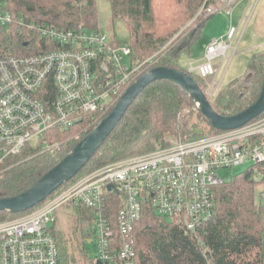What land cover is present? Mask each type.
Here are the masks:
<instances>
[{"label": "built area", "instance_id": "built-area-1", "mask_svg": "<svg viewBox=\"0 0 264 264\" xmlns=\"http://www.w3.org/2000/svg\"><path fill=\"white\" fill-rule=\"evenodd\" d=\"M238 1L205 0L198 17L207 19L222 9L231 16ZM0 28L19 34L32 31L45 40L36 53L0 57V168L26 148L39 154L59 149L58 131L98 124L159 59L154 55L135 62L129 47L114 44L99 28L40 25L7 10L4 0H0ZM236 36L237 29L230 26L224 36L209 42L201 61L186 66L207 85L211 82L205 92L209 100L219 90V85L213 90V62L235 53ZM77 133L75 137L81 131ZM246 161L264 168V116L237 129L178 140L99 168L31 213L0 222V264H60L51 227L63 206L92 211L94 264H132L133 230L144 206L176 224L186 236H195L213 218L214 188L225 182L216 171Z\"/></svg>", "mask_w": 264, "mask_h": 264}, {"label": "trees", "instance_id": "trees-1", "mask_svg": "<svg viewBox=\"0 0 264 264\" xmlns=\"http://www.w3.org/2000/svg\"><path fill=\"white\" fill-rule=\"evenodd\" d=\"M107 1L110 4L112 20L122 21L127 28L133 61L142 62L157 55L158 61L146 72L158 66L182 71L191 76L201 90L206 92V82L196 74L189 73L180 64L183 58H194L192 49L201 37L205 20L198 17V13L205 0ZM4 2L7 10L27 16L28 20L40 25L48 24L64 30L76 29L80 25L91 30L98 28L97 0ZM195 17L200 23L198 30L180 41L188 23ZM176 40L179 41L178 44H175ZM44 42L45 40L32 31L19 34L14 29L0 28V57L36 53L38 44ZM26 43L28 44L25 45ZM113 43L117 44L115 41ZM263 77L264 51L252 54L241 77L226 87L219 88L216 97L210 99L213 109L226 116L243 111L256 101ZM262 116L264 113L259 117ZM87 125L86 123L72 130L56 132V139L64 144L60 153L39 154L36 150L26 148L19 155L8 159L3 165L4 173L0 176V198L15 196L31 187L97 126ZM79 131L81 134L75 137ZM220 132L222 131L208 125L192 100L178 86L168 80L155 81L136 97L107 140L83 169L49 198L99 168L130 156L167 147L170 139L189 141ZM30 153L33 156L27 159ZM262 167L254 165L214 188L213 218L198 228L195 236H186L176 224L157 215L149 206H144L142 217L133 230L135 257L132 264H263ZM258 187L262 188L259 201L256 198ZM41 205L43 202L19 214L0 212V222L31 213ZM68 209L77 215L72 233L79 234L82 238L90 237L93 226L92 211L84 206H68ZM56 227L57 216L51 233L58 245L60 264H74L71 246L81 252L83 264H86L88 258L82 242L73 245L71 236H64Z\"/></svg>", "mask_w": 264, "mask_h": 264}, {"label": "rangeland", "instance_id": "rangeland-1", "mask_svg": "<svg viewBox=\"0 0 264 264\" xmlns=\"http://www.w3.org/2000/svg\"><path fill=\"white\" fill-rule=\"evenodd\" d=\"M97 15L99 30L104 35H106L109 40L115 41L121 48H128L129 35L127 28L122 21L112 20L110 4L107 0H97ZM198 21L199 19L195 17L188 23L187 29L184 31V33L179 39L180 41L181 39L187 37L191 32L193 33L198 30L197 27L200 25ZM230 26H233L237 29V36L233 43V46H235L237 43L238 45L234 54H232L233 51H230L227 54V60H224L222 62L220 59H217L213 62V66L216 70V83L213 87V90H215L218 85L219 88H224L229 85L230 82L241 77L245 72L247 63L252 54L264 51V0H239L236 4L232 6L231 16L226 14L225 9H222L215 15L205 19L202 24L201 37L192 49V53L195 59H197L195 60L196 62L201 61L209 42L214 38H219L220 36L225 35L229 30ZM177 41L178 40H176L175 44H178L179 41ZM127 62L128 61L125 60V64H127ZM180 64L186 67V59L183 58ZM209 83L211 82L209 81L208 85ZM178 140L180 139H170L169 145ZM62 146H64L63 141H61V146L59 147V149L50 153L55 154L56 152H62ZM31 151L32 150H29L28 152ZM32 156L33 155L30 153L27 159L31 158ZM127 158L121 159L117 162H120ZM252 166L253 165L251 164V162L246 161L245 163L230 169H220L216 171V173L219 178L227 181L230 179L231 176L244 172ZM2 167L0 168V176L2 175V173H4L3 171L5 169L4 167ZM254 169H256V167ZM88 174L84 175L83 177L87 176ZM261 191V187H258L256 190V198L258 201L260 200ZM261 203L264 205V199H261ZM56 216V229L64 236H71L73 245L82 242V245L85 250L84 253L88 258L86 264H90V261L93 264L95 258L94 238H92V236L82 238L81 235H74L72 233L75 220L77 219V215H75V213H73L71 209H68V207L63 206L57 210ZM70 248L74 253L73 263L83 264L81 252H79L77 248H72V246Z\"/></svg>", "mask_w": 264, "mask_h": 264}, {"label": "water", "instance_id": "water-1", "mask_svg": "<svg viewBox=\"0 0 264 264\" xmlns=\"http://www.w3.org/2000/svg\"><path fill=\"white\" fill-rule=\"evenodd\" d=\"M158 80H168L178 86L192 100L196 110L208 125L218 131L240 128L264 113V77L256 101L243 111L226 116L218 114L213 109L206 93L191 76L162 66L152 68L125 90L110 113L97 124L91 133L79 141L63 159L31 187L15 196L0 198V212L10 214L26 212L44 202L63 184L73 179L107 140L136 97L147 86ZM111 188L112 186H108L109 190Z\"/></svg>", "mask_w": 264, "mask_h": 264}, {"label": "crops", "instance_id": "crops-1", "mask_svg": "<svg viewBox=\"0 0 264 264\" xmlns=\"http://www.w3.org/2000/svg\"><path fill=\"white\" fill-rule=\"evenodd\" d=\"M222 36H224V35H222ZM221 37V36H220ZM195 60H197V59H195V57L193 58V59H191V60H186L187 61V65L189 64V63H192V62H194ZM196 62V61H195Z\"/></svg>", "mask_w": 264, "mask_h": 264}]
</instances>
